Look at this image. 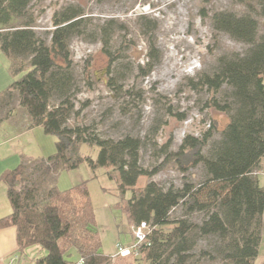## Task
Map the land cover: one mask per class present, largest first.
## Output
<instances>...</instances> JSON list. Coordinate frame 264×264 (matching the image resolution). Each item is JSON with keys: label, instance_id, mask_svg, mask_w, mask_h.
Here are the masks:
<instances>
[{"label": "trees", "instance_id": "trees-1", "mask_svg": "<svg viewBox=\"0 0 264 264\" xmlns=\"http://www.w3.org/2000/svg\"><path fill=\"white\" fill-rule=\"evenodd\" d=\"M30 2L0 0V50L12 77L0 91V110L9 111L17 104L27 114L29 127L40 126L46 134L55 136V152L0 176L7 185L12 208L0 219V227H16L19 251L29 247L43 251L32 259L34 264H77L80 259L82 264H111L113 256L102 250L85 182L64 190L57 184L61 172L85 162L93 171L106 169L109 179L116 180L120 194L132 191L126 208L132 226L142 222L151 226L137 253L114 258L122 264L127 260L131 261L127 264H200V257L205 255L220 258L223 264H254L264 211V187L255 175L264 161V31H259V20L252 14L214 12L213 29L248 48L244 53L220 56L212 72L199 73L189 80L194 90L210 93V107L228 114L220 139L210 143L213 125L200 137L186 135L176 152L168 145L161 148L166 159L173 158L183 171L201 165L204 176L196 184L185 179L180 187L164 188L150 180L137 188L140 176L151 177L158 172L157 167L148 170L141 165L143 142L139 137L126 134L115 139L87 125H68L71 116H78L88 104L86 101L76 109L78 89L69 48L71 38L84 31V12L75 5L55 11L50 41L46 42L29 21L14 23L24 16ZM257 4L264 19V0H257ZM115 24L112 19L106 20L97 29L110 68L120 60L114 50ZM159 59L156 45L150 43L146 61L138 65V70L148 76ZM106 85L117 95L122 89H118L114 77L108 78ZM222 92L223 99L219 98ZM83 144L98 148L96 158L81 154ZM177 208L182 214L171 219V212ZM194 213H204L200 222L191 219ZM207 236L216 238L213 250L196 257L199 239ZM73 252L78 255L75 261L68 259Z\"/></svg>", "mask_w": 264, "mask_h": 264}, {"label": "rangeland", "instance_id": "rangeland-1", "mask_svg": "<svg viewBox=\"0 0 264 264\" xmlns=\"http://www.w3.org/2000/svg\"><path fill=\"white\" fill-rule=\"evenodd\" d=\"M67 5L80 7L86 17L83 33L71 38L69 48L78 89L74 97L76 109L88 101L78 116H71L68 125H87L92 131L115 139L126 134L139 137L143 142L141 165L148 170L157 167L158 172L151 177L140 176L137 188H143L150 180L164 188L180 187L185 179L198 183L204 176L201 165L183 171L173 158L166 159L161 148L168 145L170 151L176 152L186 135L200 137L213 125L210 143L220 139L229 121L228 114L210 107V93L194 90L189 80L199 73L212 72L220 56L244 53L248 48L227 33L213 29L214 12L252 14L259 20V31H264L257 0H31L24 16L14 19V23L29 21L37 34L49 42L52 16ZM141 15L146 18L140 19ZM110 19L116 23L112 30L114 50L120 56L112 68L97 35L98 27ZM150 43L156 45L160 59L144 76L138 65L143 66L146 61ZM4 63L8 61L2 54L0 68ZM110 77L118 80V89L122 88L118 95L106 85ZM127 90L133 94L129 95ZM224 94L219 98L223 99ZM80 152L96 158L98 148L83 144ZM60 178L67 189L85 182L105 254L114 255L117 244H132L133 226L126 209L131 190L120 194L116 180L109 179L106 169L93 171L85 162L62 172ZM181 214L177 208L170 216L175 219ZM203 217L204 213H194L191 219L200 222ZM215 242L213 236L201 237L194 251L196 257L202 251L213 250ZM41 253L37 247L23 257L28 264H34L32 259ZM114 258L111 264H122ZM68 259L75 261L77 257ZM199 263L223 264L220 258L208 255L200 257ZM254 264H263V260Z\"/></svg>", "mask_w": 264, "mask_h": 264}, {"label": "crops", "instance_id": "crops-1", "mask_svg": "<svg viewBox=\"0 0 264 264\" xmlns=\"http://www.w3.org/2000/svg\"><path fill=\"white\" fill-rule=\"evenodd\" d=\"M2 54L0 50V59ZM7 65L9 63H4L3 68H0V91L4 90L12 81L11 75H8ZM54 152L55 140L53 137L46 134L40 126L29 127L27 114L17 104L11 105L9 111L8 108L0 110V176L6 170L14 169L30 160L46 158ZM60 174L57 180L58 187L62 190L67 189L61 181ZM255 175L259 185L264 187V161ZM11 210L7 185L0 180V219L9 215ZM35 248L37 249V247H29L24 252H20L16 227H0V264H28L23 256L27 251H33ZM73 255L78 259L75 252ZM258 259L263 260L264 264V211L262 215V238L256 260ZM120 262L123 263L122 260Z\"/></svg>", "mask_w": 264, "mask_h": 264}, {"label": "built area", "instance_id": "built-area-1", "mask_svg": "<svg viewBox=\"0 0 264 264\" xmlns=\"http://www.w3.org/2000/svg\"><path fill=\"white\" fill-rule=\"evenodd\" d=\"M150 230H151V226L146 222H142L138 226H133L132 234L134 237V241L132 242V244H130V246H123L122 244H117L116 245L117 252L112 256L124 257L130 255L131 253H137L138 248L147 240V236ZM82 263H83L82 259H80L77 262V264H82Z\"/></svg>", "mask_w": 264, "mask_h": 264}]
</instances>
